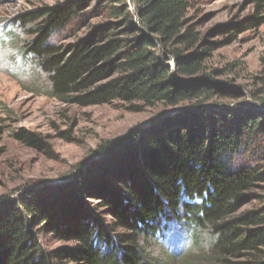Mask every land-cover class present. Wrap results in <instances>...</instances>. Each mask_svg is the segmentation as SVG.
Masks as SVG:
<instances>
[{
    "label": "trees",
    "instance_id": "obj_1",
    "mask_svg": "<svg viewBox=\"0 0 264 264\" xmlns=\"http://www.w3.org/2000/svg\"><path fill=\"white\" fill-rule=\"evenodd\" d=\"M113 1L107 0L104 12L109 20L124 18L121 23H108L66 47L54 38L72 24L79 3L17 18L30 26L27 50L49 75L53 98L82 107L118 103L137 113L214 97L211 75L191 79L203 74L207 53H189L199 40L191 28L181 33L188 0H131L134 9L121 0L124 12ZM258 21L253 17L247 27ZM172 41L186 47L163 53L160 46ZM194 105L133 132L108 162L94 164L92 175L75 178L64 201L35 189L1 203L0 264H163L147 257L140 241L158 235L164 222L179 220L214 234L202 264H264V206L240 211L264 190V111ZM16 138L46 146L25 130ZM111 150L102 145L96 154ZM96 196L111 223L86 208L84 200ZM45 234L73 245L50 250L42 242Z\"/></svg>",
    "mask_w": 264,
    "mask_h": 264
},
{
    "label": "rangeland",
    "instance_id": "obj_2",
    "mask_svg": "<svg viewBox=\"0 0 264 264\" xmlns=\"http://www.w3.org/2000/svg\"><path fill=\"white\" fill-rule=\"evenodd\" d=\"M70 1L0 0V68L7 69V73H0V204L35 189L50 193L54 200L64 201L75 178H88L95 163L108 162L110 153L139 131L138 127L162 114L192 109L195 103L237 113L264 111L261 105L264 100V0L261 8L260 0H188L190 6L181 33L191 28L199 40L189 53L196 49L207 53L203 74L191 79L211 75L217 85L212 89L214 97L175 107L158 105L137 113L126 111L118 103L82 107L62 103L50 95L49 75L27 50L32 39L30 26L19 23L17 18ZM73 1L81 5V10L72 24L54 38L58 46L66 47L99 27L111 22L119 24L124 19L106 17L103 7L107 0ZM125 1L134 9V2ZM111 6L125 10L121 0H114ZM255 16L259 17L258 23L247 27ZM231 34L235 37L230 38ZM185 47L172 41L161 45L160 50L167 54V50ZM22 130L40 136L46 146L36 147L16 138ZM108 144L112 149L108 154H96L102 145ZM257 194L241 206V212L264 206V190ZM99 198H86V208L111 223V218L99 207ZM214 238L209 227L179 220L164 222L158 235L142 237L140 243L147 257L163 264L175 260L183 264L195 258L202 259L197 262L202 264L210 255ZM42 242L50 250L73 245L58 242L49 234L42 236Z\"/></svg>",
    "mask_w": 264,
    "mask_h": 264
},
{
    "label": "water",
    "instance_id": "obj_3",
    "mask_svg": "<svg viewBox=\"0 0 264 264\" xmlns=\"http://www.w3.org/2000/svg\"><path fill=\"white\" fill-rule=\"evenodd\" d=\"M177 112H179V110H175L174 112H168V113L162 114V115L158 116L157 118H155L151 123L138 127L137 130H143V129L149 128L150 126L154 125L155 123H157L163 119H166L167 117H170V116L176 114Z\"/></svg>",
    "mask_w": 264,
    "mask_h": 264
},
{
    "label": "clouds",
    "instance_id": "obj_4",
    "mask_svg": "<svg viewBox=\"0 0 264 264\" xmlns=\"http://www.w3.org/2000/svg\"><path fill=\"white\" fill-rule=\"evenodd\" d=\"M0 73H7V69L6 68H0Z\"/></svg>",
    "mask_w": 264,
    "mask_h": 264
}]
</instances>
